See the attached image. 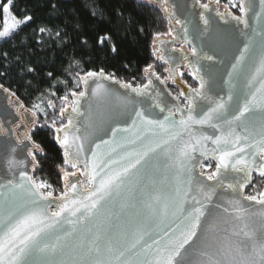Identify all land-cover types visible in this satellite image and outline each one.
<instances>
[{
	"label": "snow or ice",
	"instance_id": "6c2138e0",
	"mask_svg": "<svg viewBox=\"0 0 264 264\" xmlns=\"http://www.w3.org/2000/svg\"><path fill=\"white\" fill-rule=\"evenodd\" d=\"M161 2L169 14L168 0ZM146 6L144 0H124L120 11L108 15L122 21L127 15L131 30L139 33L144 29L135 27L136 9ZM13 7L16 0H0V40L33 22L27 6L22 16ZM231 7L240 15L226 12L221 19L230 15L243 28L236 35L217 32L201 13L203 28L193 29L199 45L189 37L188 21H175L184 42L192 45L183 60L197 86L184 81L186 90L173 101L155 87L152 77L159 76L151 64L144 69L146 83L135 85L104 68L76 72L74 87L59 98L63 106L51 120V100L46 107L41 101L28 109L0 83V91L15 98L9 103L17 106L14 120L6 110L0 119V264H264V191L243 195L254 171L264 177V0H232ZM89 14L100 20L105 15L96 0ZM70 26L78 54L120 55L110 29L89 28L79 20ZM38 31L71 43L67 31ZM163 35L176 40L170 27L154 35V46ZM233 46L221 72L225 59L218 50ZM157 59L168 63L163 55ZM81 64L73 58L69 67ZM165 71L174 84L185 75L174 68ZM42 72L31 64L20 67L21 78ZM46 76L67 87L54 70ZM113 85L124 90L122 96ZM113 97L120 104L109 107L106 120L99 118L107 125L100 127L93 110ZM99 132L110 135L104 139ZM209 141L218 162L205 175L197 168H211L201 159L207 157ZM48 150L63 159L57 165L64 180L58 196L51 184L26 170L29 164L33 171L39 168L38 157L47 158Z\"/></svg>",
	"mask_w": 264,
	"mask_h": 264
},
{
	"label": "trees",
	"instance_id": "16d2710c",
	"mask_svg": "<svg viewBox=\"0 0 264 264\" xmlns=\"http://www.w3.org/2000/svg\"><path fill=\"white\" fill-rule=\"evenodd\" d=\"M144 2L148 6L137 7L138 14H135V27L144 29L138 33L131 30L127 15L123 21L117 15H108L109 11H120L124 0H96L97 7L103 9L105 13L102 20L90 18L89 9L93 0H59V2L58 0H23V2L16 0L17 7H13V13L22 16V9L27 6L30 14L33 15V22L22 27L11 39L0 41V83L14 90L29 109L41 101L46 107L47 101L51 100L55 105V108H47L51 120L59 115L61 107L59 98L64 96L68 89L74 87L72 78L76 72L83 74L89 70L104 68L105 72L115 73L122 81L131 82L144 76L145 67L151 64L154 65L156 73L167 74L166 63L157 59L156 54L154 55L153 40L156 33H166L171 26L166 13L162 10V4L150 0ZM51 4L58 6L54 9ZM77 20L82 24L86 22L89 28L99 25L105 30L113 31L120 55L116 56L105 51L89 54L86 50L83 54H78L81 50L77 48L70 26V22L75 24ZM40 27L49 28L53 33L57 30L67 31L71 43L65 45L55 36L39 33ZM5 52L8 54L7 59L3 56ZM73 58L81 60L80 68L69 67ZM28 64L42 68L43 72L37 76L28 75L21 78L20 67ZM53 70L59 80L67 81V87L46 76L48 71ZM187 76L191 81L190 76ZM193 84L197 85V82L194 81ZM171 85L174 86L171 89L174 93L180 92L178 85L173 83ZM75 90L80 91L81 88ZM50 92H55V95H50ZM38 159L40 167L36 169L35 178L63 188L62 173L57 168V165L63 163L62 155L48 150L47 158L38 157ZM66 170L74 169L67 166ZM256 180L259 182V178ZM251 185L245 188L246 192L254 190ZM258 191H264L261 182L258 184Z\"/></svg>",
	"mask_w": 264,
	"mask_h": 264
},
{
	"label": "water",
	"instance_id": "95a60500",
	"mask_svg": "<svg viewBox=\"0 0 264 264\" xmlns=\"http://www.w3.org/2000/svg\"><path fill=\"white\" fill-rule=\"evenodd\" d=\"M150 1H153V2L158 3V4H162L161 0H150ZM208 3H209V8L207 10H205L201 7L199 0H168V4H167V6L169 7L168 13L174 14V15H172L170 17L169 14H166V16L168 18L170 26L173 29V35L176 36V40L173 43L172 37L162 36V37H160L159 40L156 41V46H157L156 52L161 51L160 55H163L165 57V59L168 61V63H166L167 69H173L174 68L176 70V72L179 73L178 70L187 65V61L183 60V56L186 54H190V50H188L185 46L184 47H174V44H176L177 42H181L183 45L190 46V47L192 46L191 44L184 42L183 32L181 30V25L176 24L175 23L176 20H180L182 22L188 21L187 27H188L189 37H190V39H192L193 43H195L197 45H199V41L196 39V36H195L193 29H194V26H196V25H199L201 28H203V22L201 20V13H203L205 16H207L211 20L212 29L216 30L217 32H222V33H225L226 35H236L237 30L243 28V25L238 24L237 21L233 20L230 15L225 18L227 20V23H225V19H221V14H224L226 12L233 13L232 11L225 10L224 12H217L216 11V9H217L216 0H208ZM162 6L164 7L163 4H162ZM221 6L227 7V5H225L223 3L221 4ZM161 41H163V43H161ZM173 49H175V51H173ZM180 49H183V52H181ZM234 52H235L234 46L231 49L218 50V53H217L218 57L225 59V64L222 65L220 68L221 72L224 70V68L227 67V60L231 59L232 54ZM189 59H191L190 55H189ZM153 70H154V68H153ZM154 72L156 73L155 70H154ZM168 74H169V72H168ZM156 75L159 76V79H156L155 76L152 77L155 87L157 89H159L160 92L164 93L170 101H173L174 98L177 97L178 95L171 90L169 83L166 79L161 77L158 73H156ZM144 77H145V74H144ZM118 79H120V78H118ZM145 79H146V77H145ZM161 81H164V82L162 83ZM175 84H177L181 90L182 89L186 90L187 86L184 84V82H182L180 80L179 76H177V83H175ZM4 87L9 89L12 92H15L11 88L7 87L6 85H4ZM82 87L83 86H81V88ZM113 87L121 96L123 95V93H124L123 89L119 88L118 85H113ZM216 91H219V90L217 89ZM213 95H215V92L213 93ZM16 96L19 98V101L23 103L25 108H27L26 105L24 104L23 100L17 95V93H16ZM10 99L14 100L15 98H11V97H9L8 93L0 91V119H3L2 113L4 112V110H6L7 113H11V115L8 117V119H10V120L15 119L17 106L15 103H9ZM82 103H84L85 107L87 106L85 102H82ZM180 103H182V102L180 101ZM119 104H120V100L117 97H113L106 104L101 105V106H97L94 108V110H93L94 114H93L92 119L94 121H96L97 124H100L99 118L101 116H103L105 120L107 119L106 113H107L109 107L114 109ZM173 111H175V109H173ZM177 119H179V115H177ZM106 126H107L106 123L100 124V127H106ZM197 128H199V126H197ZM205 131L208 135L213 134L212 129L205 128ZM99 135L101 137H103L104 139H108V136L110 135V133L105 134L104 132H99ZM213 147H214V145H212V143L210 141L207 142L206 143V149H204L207 152V157H204L201 159H203L204 161H206L208 159H213L217 163L218 159L212 158L213 157V153H212ZM253 150H255V149H253ZM199 151L200 150H198L196 153L197 156H199ZM20 159H23V157H20ZM26 170L35 179L36 170L33 171L30 164L28 165ZM68 172L71 173L73 171H68ZM197 172L204 173L205 175L207 174L205 172H202L201 167L197 168ZM0 175H3L2 169H0ZM81 179H82V177H81ZM70 182L76 183V177H71ZM62 184H63V188H64V180L63 179H62ZM243 195L248 196L245 193V189L243 190ZM229 198H231L229 195L225 196V199H229ZM245 203H246V206L251 205L254 208H259V205H255L254 202H245ZM53 210H55V206H53Z\"/></svg>",
	"mask_w": 264,
	"mask_h": 264
},
{
	"label": "rangeland",
	"instance_id": "374dc122",
	"mask_svg": "<svg viewBox=\"0 0 264 264\" xmlns=\"http://www.w3.org/2000/svg\"><path fill=\"white\" fill-rule=\"evenodd\" d=\"M3 2L6 3L7 0H3ZM223 4L227 5V7L232 8L233 10H235L236 12H238V10H237L236 8L231 7L232 0H224V1H223ZM2 23H3V20H2V18H0V25H2ZM9 23H11V20H9ZM167 32H168V31H167ZM167 32H166V33H167ZM46 34H47V33H46ZM163 36H166V35H163ZM0 41H1V40H0ZM154 47H155V48L157 47V46H156V43H155V46H154ZM156 57H158V53H156ZM153 67H154V65H153ZM154 70H155V68H154ZM155 71H156V70H155ZM186 71H187V70H184L185 75L182 77V80L186 81L188 85H191V86H193V87H196L197 85H194V84H193V82H194L195 80H193L192 77L188 74L190 71H187V72H186ZM178 72H183V71H181V68H180ZM158 74H160V73H158ZM162 75L164 76V77H163L164 79H167V80L169 79V78H168V77H169L168 71H167V74H163V73L160 74L161 77H162ZM187 75L190 76V80H191V81H189ZM185 76H186L187 78H185ZM180 79H181V78H180ZM131 82H133L134 85H135V84H143V83H146V79H145L144 76H142L141 78H139V79H135V80H132ZM168 83H169L170 88L173 89L174 86L171 85V84H172L171 79H170V81L168 80ZM173 84H174V83H173ZM172 87H173V88H172ZM180 92H181V89H180ZM180 92L177 93L178 96H179ZM69 100H71V97H69ZM181 102L183 103V100H181ZM39 103H41V102H39ZM60 104H61V107H62L63 105H62L61 100H60ZM44 106H45V104H44ZM204 163H206V164H211V168H205V167H202V166H201V170H202V172L208 173V172H211V171H214V170H215L216 162H215L213 159H208V160L204 161ZM72 171H74V170H72ZM257 178H259V182H261V183H262V186H264V177H261V176H259V174H258L257 172H254V173L252 174V180H251V182H250V184H252V185H251V186H252V189H254V190H253L252 192H249V193L245 191V193H246L247 195H256V194L259 193V191H258V184H259V182L256 180ZM35 179H36V178H35ZM36 180L39 181L40 179H36ZM43 181H46V180H43ZM48 183H49V182H48ZM49 184H50V183H49ZM51 185H52V184H51ZM52 186H53V189H54V195H56V196H58V195L60 194V192L63 191V189H64V188H60V187H57V186H54V185H52Z\"/></svg>",
	"mask_w": 264,
	"mask_h": 264
},
{
	"label": "flooded vegetation",
	"instance_id": "af4514ba",
	"mask_svg": "<svg viewBox=\"0 0 264 264\" xmlns=\"http://www.w3.org/2000/svg\"><path fill=\"white\" fill-rule=\"evenodd\" d=\"M223 1L224 0H216V7H217V9H216V11L217 12H224L225 10H230V11H232L233 13H235L236 15H240V13L239 12H236L235 10H233L232 8H229V7H226V6H221V4L223 3ZM199 2H200V4L201 5H203V4H208L209 5V3H208V0H199ZM168 7V6H167ZM169 8V7H168ZM172 28V27H171ZM162 37V36H161ZM164 37H172V36H168V35H166V36H164ZM186 47L188 50H191V47L190 46H186V45H183L181 42H177L176 44H174V47ZM156 53H158V56H160V54H161V51H158V52H156ZM184 70H187V71H190L186 66H184V67H182L181 68V71H183L184 72ZM179 71V70H178ZM186 71V72H187ZM182 82H184V80H182V78L180 79ZM177 85V84H176Z\"/></svg>",
	"mask_w": 264,
	"mask_h": 264
}]
</instances>
